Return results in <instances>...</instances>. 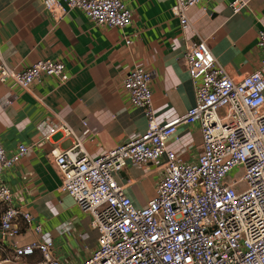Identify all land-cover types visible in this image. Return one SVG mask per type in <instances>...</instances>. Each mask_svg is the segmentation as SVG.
<instances>
[{
	"label": "built area",
	"instance_id": "2783aa9c",
	"mask_svg": "<svg viewBox=\"0 0 264 264\" xmlns=\"http://www.w3.org/2000/svg\"><path fill=\"white\" fill-rule=\"evenodd\" d=\"M174 1L172 14L184 33L192 27L187 11L200 0ZM43 3L48 12L59 7L66 13L78 10L95 25L125 28L133 23V12L123 0ZM247 6L244 0L230 4L234 14ZM257 47L260 67L238 80L219 63L207 41L186 43L184 61L195 103L164 124L155 120L153 73L135 67L123 80V89L130 103L144 110L148 128L97 157L61 121L59 131L73 145L64 152L51 151L60 190L92 216L91 227L99 233V248L80 264H264V29ZM65 69L63 62L45 59L18 70L0 55V82L13 81L25 91L44 77L66 82ZM181 124L200 126L203 151L194 162L167 149ZM29 151L28 145L19 144L8 155L0 141V177ZM162 156L166 162L155 196L144 207L134 205L117 177L128 163L146 165ZM13 198L12 189L0 181V264H63L52 240L16 241L24 234L20 224L30 227L33 215L14 207ZM60 229L68 232L71 227ZM34 233L41 234L42 226L36 225Z\"/></svg>",
	"mask_w": 264,
	"mask_h": 264
},
{
	"label": "crops",
	"instance_id": "0c3cea01",
	"mask_svg": "<svg viewBox=\"0 0 264 264\" xmlns=\"http://www.w3.org/2000/svg\"><path fill=\"white\" fill-rule=\"evenodd\" d=\"M133 12L129 27L95 25L78 10L48 12L44 0H0V55L9 67L23 70L39 60L65 64L68 80L44 77L25 91L13 81L0 82V141L8 155L19 144L26 157L0 181L13 191V205L33 215L20 224V244L52 240L63 264H80L99 248L92 216L60 190L61 177L51 151L64 152L73 139L59 131L65 121L81 137L92 157L111 150L148 128L144 110L133 106L123 89L137 66L153 73L155 120L164 124L190 110L195 92L184 61L185 45L207 41L213 54L236 79L260 67L258 33L264 29V0H244L234 14V0H200L187 11L192 27L184 33L172 14L174 0H123ZM131 39V45L126 40ZM264 74V69H262ZM86 123V125L84 124ZM167 149L194 162L203 151L198 124H181ZM166 157L141 166L128 163L117 177L134 205L144 207L156 193ZM3 206L0 204V214ZM42 233H34L36 225ZM69 225L70 231L62 232ZM9 243L6 244L8 247ZM9 264V263H8Z\"/></svg>",
	"mask_w": 264,
	"mask_h": 264
},
{
	"label": "rangeland",
	"instance_id": "374dc122",
	"mask_svg": "<svg viewBox=\"0 0 264 264\" xmlns=\"http://www.w3.org/2000/svg\"><path fill=\"white\" fill-rule=\"evenodd\" d=\"M235 172H236V171L233 172V175H234ZM229 178H232V176H229Z\"/></svg>",
	"mask_w": 264,
	"mask_h": 264
}]
</instances>
